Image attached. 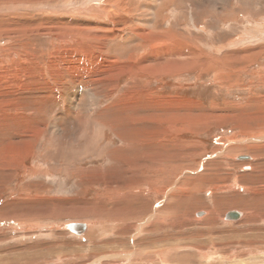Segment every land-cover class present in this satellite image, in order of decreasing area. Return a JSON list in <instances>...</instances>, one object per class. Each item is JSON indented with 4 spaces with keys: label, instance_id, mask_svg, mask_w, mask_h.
<instances>
[{
    "label": "rangeland",
    "instance_id": "obj_1",
    "mask_svg": "<svg viewBox=\"0 0 264 264\" xmlns=\"http://www.w3.org/2000/svg\"><path fill=\"white\" fill-rule=\"evenodd\" d=\"M60 1L0 0V264H264V191H252L264 183V0H171L157 20L159 36L174 29L172 37L206 53L232 39L231 48L261 51L219 67L196 50L184 66L148 77L136 70V78L118 71L132 52L141 55L133 43L110 44L121 65L106 69L95 53H79L86 42L76 34L47 44L40 28L33 31L31 11L18 10ZM134 1L127 6L153 3ZM20 16L30 22L17 24ZM33 48L42 54L38 82L50 80L48 59L60 54L67 76L55 74L51 90L27 91L41 102L35 112L17 100ZM68 49L82 60L73 70ZM25 124L29 131L19 133ZM179 187L190 191L174 193ZM234 211L239 218L228 221ZM69 223L87 227L74 235Z\"/></svg>",
    "mask_w": 264,
    "mask_h": 264
},
{
    "label": "bare ground",
    "instance_id": "obj_2",
    "mask_svg": "<svg viewBox=\"0 0 264 264\" xmlns=\"http://www.w3.org/2000/svg\"><path fill=\"white\" fill-rule=\"evenodd\" d=\"M132 1L135 2L134 0H132ZM159 1L160 0H153L152 6L148 8L145 5L143 6L141 4H132V3L129 6H127V0H61L60 3L53 4L54 7L42 6V8H40L38 10V6L35 5V6H31V8H29L30 6H27L28 8L21 7L18 10L24 9L26 12H28V10L31 11L32 17L34 19V20H32L33 21L32 25H35V28L33 29V31L37 33L38 29L40 28L38 33L40 34V37H45V39H46L45 41L48 42L47 44L52 45V44H55L57 42H59L60 44L67 43V42L71 41V39L73 38V37H68L69 33L70 34H76V36L79 38V40L81 42H86V45H85V43L80 45V47L81 46L82 47L79 48V50H80L79 53H81V54H94L95 53L96 55L93 57H95V59L97 61L99 60L100 63H102V65L106 69L108 68V69L112 70L114 67L121 65V61H120V59H118V55H115L119 52L112 50L113 47L111 48L110 44H114V43L116 44L117 43V45L125 47L128 44L133 43L135 45L134 47H136L135 49H138V48L140 49L139 52H141V55H139V53H137L138 51L135 52L134 54L132 52V54L128 55L129 56L128 57V59H129L128 67H125V68L120 69V70L115 69V71L118 70L119 72L120 71L123 72V70H125V71H127L128 74H130V77H135L137 74H139V73L134 72L137 70V72H141L142 74L146 75V77H148L150 70H151V74L152 73L158 74L159 72H161L162 69L165 72V71H168L169 69L173 68L171 65H175V66H177V68L184 66L185 63L188 62L190 57L192 59V57L195 56L194 53L197 50L196 49L194 51V49L190 48V45L185 43L186 41H184L185 44L180 43V42H182V40H180L181 37H180V39H177L178 36L172 37L171 32L174 29L173 30L169 29V30H167V32H162V33H160L161 36H159V33L157 31V28H158L157 27V20L162 18L161 17V15H162L161 9L163 7H165L171 0H168L165 4L162 3L161 5H159ZM54 2H56V1H54ZM43 4H44V2H43ZM15 9L16 8H13V13L16 12ZM167 10H168V8H167ZM38 11L41 12L42 15L46 16V17H43L42 15H41L42 17H38V16L34 17L35 14H33V12H38ZM163 11H165V10H163ZM28 13H30V12H28ZM74 13H78V15L81 16V18L83 17L85 19L80 21V20L61 19L60 18V16H62V15L69 16V15H72ZM28 15L29 14H27L26 17ZM37 15H39V13H37ZM130 15L131 16L133 15L132 19L129 18ZM20 17L21 18L18 19L17 24H22V23L26 24L27 22H30V19H28V20L26 19L27 21H24L25 20L24 17H22V16H20ZM152 18H153V21H152ZM134 21H136L135 23L138 24L137 26H133ZM151 22H153L152 26H151ZM29 24L31 25V23H29ZM7 27H8V25L6 27H3V28H7ZM124 30L125 31L129 30V32H128L127 38L123 39V42L120 43V40H117V39H119L120 37L123 36L122 32ZM186 30H187V28H186ZM51 31L52 32L58 31V33L66 32V33H68V35H66L65 37H63L61 35L59 36L56 34L53 35L50 33ZM147 33H149V35H146ZM78 34H80V35H78ZM169 42H174V44L169 45L168 44ZM235 42H236L235 39H232L228 43H226V42L221 43L220 45H218V47H216V50L214 51V53H206L202 50H200V51L197 50V55H198L197 57L198 58H201V57L207 58L208 60L211 59V61L212 60L214 61L215 65L218 63L219 67H222V65H224V67H225V64H228L229 62H234L235 64H233V65H236L238 61L240 62V58H242L243 56H246L248 58V57H251V56L255 55L256 53H258L259 50L261 51V48H259V47H255V48L254 47L231 48V47H233ZM226 47L231 48V49H225ZM127 48H128V46H127ZM131 48H132V46H131ZM44 49H46V48H44ZM134 50H132V51H134ZM147 50H150V52H148L146 54ZM38 51L33 48L29 57L27 58V62L30 59H33V61L30 60V63L34 66V68L28 67L27 69L23 70L22 75H21V73L18 74V76L21 75V77L19 76V78L24 83V84H22V82H21V85H20L21 87L18 86L19 88H21L23 90H20L19 88H17V89H19L17 95L19 94L20 91L23 94L21 99H17L18 104H19L18 107L29 108V110L33 111V112H35L34 110L37 108L38 104H41V102L39 101V99L34 98L27 91H30V89H32V88L34 89L35 85H39L40 88L41 87H49L51 90V88H53V87H51V83L55 82L54 81L55 74L61 76V79L63 77H65V79H66V77H67V76L63 75V71H62L63 68H61V64L64 62L61 60L64 57L62 55H65V54H60L59 57L55 56V57H51L48 59V69H49V71H52L51 76L49 77L50 80L47 78V79L41 80V82H38L39 81L38 75H39V73L42 72L41 66H40L42 54L40 51L39 52ZM111 51H112V53L114 51L115 54L114 55L111 54ZM76 52L77 51L68 49V52L66 54H68V56H71L72 53L74 54ZM13 54H15V53H13ZM58 54H59L58 50H55L54 55H58ZM73 56L75 58H73L71 60V63H69L72 70H73V68H76L78 66V63L80 61H82L81 58H78V57H81V56H78V54H74ZM141 56H143V57L141 59H139ZM178 56L180 59H186L187 58V60L186 61H179V60H177ZM112 59L114 61H116V60L117 61L113 62ZM242 59H244V57ZM60 60H61V62L59 63ZM84 61H86V60H84ZM122 62H124V61H122ZM163 62H166V63L164 64ZM137 63H139L138 66H137ZM144 64H147V65H144ZM13 66H14V64H13ZM215 67H217V66H215ZM21 68H23V67H21ZM90 69H91V67H90ZM16 70H17V68H16ZM33 70L37 71L38 74L37 73L35 74V72H33ZM219 70L221 71L222 68H220ZM107 80H109V79L106 78V79H102L101 81H107ZM135 81H136V79H135ZM63 82L64 81L62 80V81H58L57 83L62 84ZM96 83H98V82L96 81ZM133 83H134V81H133ZM135 85H138L137 82H135ZM41 89H44V88H41ZM52 94L53 93L48 92L47 96L50 97V96H52ZM55 95H56V93H55ZM139 97L142 98V97H146V96H139ZM45 98H47V97H45ZM129 98H131V97H129ZM49 99H51V98H49ZM132 99H134V98L132 97ZM42 106H44V105L42 104ZM15 109H17V108H15ZM106 109L108 110V108H106ZM36 112H37V110H36ZM39 114H41V113H39ZM155 116L156 115L151 116L153 118V122L157 121V117H155ZM17 118L22 119L24 117L23 116H21V117L17 116ZM174 122H175V120H174ZM82 126H84V125H82ZM25 127H29V125L25 124L24 128ZM121 127L125 128V126H121ZM24 128L20 129L19 133L25 134L30 129V127L26 128V129H24ZM50 129H51V132L53 135H58L60 133L58 124L53 123L50 126ZM112 130L114 131V128H112ZM13 131H14L13 133L16 132L15 130H13ZM42 133H43V131H42ZM102 133H103L102 131H100V133H99L100 136L98 139H100V140H102V138H101ZM15 135H16V133H15ZM145 136H148V133L147 134L145 133ZM151 139H154V138L149 137V140H151ZM124 140H127V138L126 139L124 138ZM135 140H136L135 143H132L133 146L129 147L131 150H133L132 147H134V149H135L137 143L140 142L138 139H135ZM25 144L28 145V143H26V142H25ZM144 146H145V148H149V147L155 148L157 146V144L147 142V143H145ZM17 148H19V147H17ZM124 148L125 147L120 148V149L118 148V150L122 151V149H124ZM14 149H16V147ZM115 150L116 149H113L111 151V153H113V154L118 153V150L117 151H115ZM136 151H137V149H136ZM162 151H163V149H162ZM97 157H99V156H97ZM240 158L245 159V157H240ZM108 159H111L112 162H116L118 160L117 157H114L112 154L108 155ZM256 167H255V170H256ZM263 187H264V183H260L259 186L254 184L253 188H252V191L254 192L253 195H260L259 193L264 191ZM189 191H190V189L187 190V189H183V188L179 187L176 190V192H174V193L186 196L189 193ZM247 191H248V189H247ZM205 212L206 211H204V212L202 211V213H200V212L195 213L196 216H198V217L201 216L198 219L196 218V220L201 219L202 216L206 214ZM227 214H228V216H227L228 221L239 218V215L235 211L234 212H228ZM239 214L241 217V213H239ZM86 227L87 226L85 223H83V224L82 223H80V224L69 223L67 225L66 229L69 230L70 233H72L74 235H81L85 231Z\"/></svg>",
    "mask_w": 264,
    "mask_h": 264
}]
</instances>
